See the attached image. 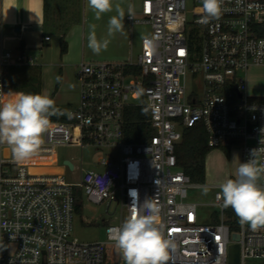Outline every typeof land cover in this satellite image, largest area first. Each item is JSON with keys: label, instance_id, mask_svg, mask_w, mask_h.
<instances>
[{"label": "built area", "instance_id": "obj_1", "mask_svg": "<svg viewBox=\"0 0 264 264\" xmlns=\"http://www.w3.org/2000/svg\"><path fill=\"white\" fill-rule=\"evenodd\" d=\"M203 15L201 0L191 7L188 0H143L140 16L127 18L151 27L143 38L154 50L142 39L134 60H82L77 106L66 110L65 121L50 123L30 160L17 161L11 150L6 157L9 147L0 144V264H124L118 250L114 256L115 230L134 208L143 212L146 200L158 207V223L176 243L168 264H229L231 243L240 244V264H264V228L252 231L239 222L231 228L234 216L231 207H221L219 190L208 204V223L200 222L202 204L187 201L189 189L219 185L193 182L176 155L183 128L199 120L208 145H239L242 163L252 149H264V100L247 95L242 75L252 65H264V0H222L218 19L204 24ZM33 63L22 51L2 52L0 102L4 69ZM131 105L148 110L151 136L142 142L125 140ZM68 145L102 152L93 167L68 159L79 181L66 180L64 164L60 174L31 171V166L57 164L56 148ZM259 159L264 162V153ZM82 194L93 203L106 202L109 215L115 204L117 222L105 221L103 241L72 236Z\"/></svg>", "mask_w": 264, "mask_h": 264}, {"label": "clouds", "instance_id": "obj_2", "mask_svg": "<svg viewBox=\"0 0 264 264\" xmlns=\"http://www.w3.org/2000/svg\"><path fill=\"white\" fill-rule=\"evenodd\" d=\"M222 0H201L204 15L201 23L207 24L218 19L221 14ZM87 7L95 20L104 14L115 12L108 19L104 37H97L96 25H89L88 47L94 54L106 51L110 38L124 28L125 9L114 0H86ZM127 14L134 15V5H127ZM146 46L153 42L143 38ZM154 50V47H153ZM63 115L55 106V101L42 94L17 92L9 99L0 102V144H6L14 158L24 162L33 158L44 143L43 135L49 129L50 117ZM70 115V114H69ZM264 149H252L251 158L240 163L235 177L219 184L217 199L221 207H231L239 223L248 225L252 231L264 228V162L259 157ZM204 194L208 192L204 188ZM143 212L135 208L115 231V246L124 264H168L170 252L176 249L173 239L165 236L163 225L158 223V207L146 200L142 204Z\"/></svg>", "mask_w": 264, "mask_h": 264}, {"label": "crops", "instance_id": "obj_3", "mask_svg": "<svg viewBox=\"0 0 264 264\" xmlns=\"http://www.w3.org/2000/svg\"><path fill=\"white\" fill-rule=\"evenodd\" d=\"M142 1L114 0V3H121L125 9L124 28L110 38L111 42L107 50L97 55L88 47L89 25H96L98 38L106 36L108 19L116 14L114 11L104 14L97 21L87 7L86 0H83L81 19L75 18L74 11L69 7L65 9L67 5L61 4L60 0H0V57L5 50L22 51L31 56L42 69L41 94L53 99L58 106L65 103L71 105L72 101L78 104L80 83L77 78V68L82 60L136 59L141 48L142 37L151 33V27L128 20L127 5L133 4L134 13L139 16ZM139 25H146L148 28V33L144 36L138 32ZM64 26L63 31L61 28ZM63 35L68 48L62 54L61 37ZM261 67L264 65H252L247 72L250 71L253 77ZM248 80L249 77L246 76L247 95L253 98L264 97V92L257 88L253 90ZM61 89L63 93H60ZM210 156L211 153L206 157V177L211 168L212 157ZM54 165L58 166L59 163Z\"/></svg>", "mask_w": 264, "mask_h": 264}, {"label": "rangeland", "instance_id": "obj_4", "mask_svg": "<svg viewBox=\"0 0 264 264\" xmlns=\"http://www.w3.org/2000/svg\"><path fill=\"white\" fill-rule=\"evenodd\" d=\"M193 0H188L189 6L191 7ZM61 4L65 6L67 5L70 9L74 11L73 16L75 18H82L83 12V0H60ZM140 16V15H139ZM137 16V17H139ZM138 32L141 36H144L148 33V28L146 25H139ZM243 77L246 79V76L249 77V85L254 88H257L259 91L264 92V67L259 68L253 75V77L249 73H243ZM252 78H251V77ZM78 78V77H77ZM54 81V79H52ZM57 82V81H56ZM61 82V81H60ZM247 82V84H248ZM56 84V83H55ZM55 86V85H53ZM245 91V89H243ZM60 93H63L62 89ZM68 105V103L60 105V107L67 110L69 107H76L77 103L72 101ZM56 153L58 156V163L60 166L63 165V161L65 159H72L77 166H80V163L83 162L84 167H93L92 162L96 161L101 155L102 152L93 150L91 147H80L76 145H68V146H59L56 148ZM211 168L207 177L205 179V184L210 185H219L226 181L229 178H234L236 169L239 164L242 163V150L239 145H235L229 148V152L227 153L224 148H213L211 151ZM220 156H218V154ZM5 156H9L10 149H6L4 152ZM1 155V150H0ZM65 178L67 181H79L80 175L78 171H70L69 167L66 169ZM208 192L204 194V188H191L188 192L187 201L197 202L202 204L198 209L199 220L201 223H208L209 214L212 210V207L208 205L214 199V194L217 190L220 191V188H207ZM81 198L82 208L80 211H77L74 219V229L72 236L81 241L91 242V241H103L106 239V224L105 221H110L111 223H116L117 220L114 218V208L115 204H112L109 209L112 215L107 214V206L106 202L103 203H93L88 200L87 196L82 194ZM117 249H114V256L117 258Z\"/></svg>", "mask_w": 264, "mask_h": 264}, {"label": "trees", "instance_id": "obj_5", "mask_svg": "<svg viewBox=\"0 0 264 264\" xmlns=\"http://www.w3.org/2000/svg\"><path fill=\"white\" fill-rule=\"evenodd\" d=\"M65 30V26L61 28ZM67 42L64 35L61 37V53L67 51ZM4 91L5 99H9L10 94L17 92L41 94L42 93V69L39 64H21L10 65L4 69ZM256 99L264 100V97ZM63 115L57 114L50 117L51 122H60L66 120V110L56 105ZM148 110L145 106L131 105L127 109L125 116L124 136L128 142H142L151 136L149 127ZM207 133L201 120L192 126L183 128L182 139L177 144L176 155L179 166L188 174L193 182L205 183L206 179V157L213 149L208 145ZM224 150L228 153L229 148ZM82 208V199L78 195L77 211ZM229 214L234 216L233 220L228 222L231 228L237 229L238 217L230 208Z\"/></svg>", "mask_w": 264, "mask_h": 264}, {"label": "water", "instance_id": "obj_6", "mask_svg": "<svg viewBox=\"0 0 264 264\" xmlns=\"http://www.w3.org/2000/svg\"><path fill=\"white\" fill-rule=\"evenodd\" d=\"M64 165H67L69 168H73L72 161L65 159L63 161ZM32 172L40 173V174H60L63 172V165H39V166H31ZM234 240H238L240 235L235 232L232 234ZM228 263L229 264H240V244L239 243H231L229 246V254H228Z\"/></svg>", "mask_w": 264, "mask_h": 264}, {"label": "snow or ice", "instance_id": "obj_7", "mask_svg": "<svg viewBox=\"0 0 264 264\" xmlns=\"http://www.w3.org/2000/svg\"><path fill=\"white\" fill-rule=\"evenodd\" d=\"M181 54H183V53H181Z\"/></svg>", "mask_w": 264, "mask_h": 264}, {"label": "bare ground", "instance_id": "obj_8", "mask_svg": "<svg viewBox=\"0 0 264 264\" xmlns=\"http://www.w3.org/2000/svg\"><path fill=\"white\" fill-rule=\"evenodd\" d=\"M8 149V148H7Z\"/></svg>", "mask_w": 264, "mask_h": 264}]
</instances>
